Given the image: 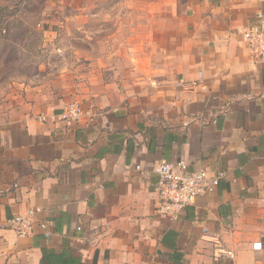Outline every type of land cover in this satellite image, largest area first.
Returning <instances> with one entry per match:
<instances>
[{"label":"crops","instance_id":"1","mask_svg":"<svg viewBox=\"0 0 264 264\" xmlns=\"http://www.w3.org/2000/svg\"><path fill=\"white\" fill-rule=\"evenodd\" d=\"M123 8L82 65L93 118L38 119L63 104L0 112V264H264V64L243 40L264 0ZM178 160L224 176L172 220L155 169ZM32 208L19 237L8 221ZM217 241L235 258H217Z\"/></svg>","mask_w":264,"mask_h":264},{"label":"rangeland","instance_id":"2","mask_svg":"<svg viewBox=\"0 0 264 264\" xmlns=\"http://www.w3.org/2000/svg\"><path fill=\"white\" fill-rule=\"evenodd\" d=\"M125 1L0 0V112L78 102L82 65Z\"/></svg>","mask_w":264,"mask_h":264},{"label":"built area","instance_id":"3","mask_svg":"<svg viewBox=\"0 0 264 264\" xmlns=\"http://www.w3.org/2000/svg\"><path fill=\"white\" fill-rule=\"evenodd\" d=\"M243 40L247 43L251 56L264 64L263 11H258L255 23L243 31ZM93 117L94 112L85 109L78 102H73L65 104L59 112L41 113L38 119L43 123L51 120L70 125ZM155 174L157 179L155 191L159 198L157 212L160 215L170 217L172 220H177L179 215L186 208L194 205L199 197L215 192L224 176V174H214L207 169L192 170L185 160L161 161L155 169ZM41 213V209L32 208L23 214L12 217L8 221V227L19 237L30 236L34 232V226ZM41 226L42 228L46 227L44 223ZM215 246L217 258L222 256H227L229 259L235 258V254L226 250L219 241L215 242ZM254 249L262 250V244H255Z\"/></svg>","mask_w":264,"mask_h":264}]
</instances>
